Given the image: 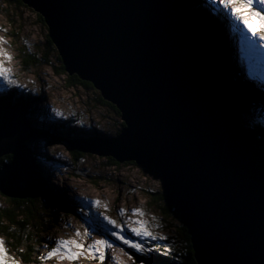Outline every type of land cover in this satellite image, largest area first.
<instances>
[{"label":"water","instance_id":"95a60500","mask_svg":"<svg viewBox=\"0 0 264 264\" xmlns=\"http://www.w3.org/2000/svg\"><path fill=\"white\" fill-rule=\"evenodd\" d=\"M41 15L66 72L93 84L124 123L74 149L157 173L196 264H264V171L239 130L230 88L180 0H22ZM23 110H0V192L40 197Z\"/></svg>","mask_w":264,"mask_h":264},{"label":"rangeland","instance_id":"374dc122","mask_svg":"<svg viewBox=\"0 0 264 264\" xmlns=\"http://www.w3.org/2000/svg\"><path fill=\"white\" fill-rule=\"evenodd\" d=\"M201 1L218 16L216 18L220 23L225 24L228 19L230 37L226 34V42L233 53L227 52V56L235 64H241L242 72L248 73L251 81L253 78L256 85L264 88V40L259 38L264 32L253 36L247 31L230 11L239 5L225 8L220 0ZM253 10L264 13V5L259 0H253ZM248 19L252 17L248 16ZM47 35V26L40 23L33 9L25 5L14 7L4 3V0L0 1V89L9 95L26 97L32 104L34 110L26 118L32 136L25 143L31 155L39 156V162L45 164L44 179L53 196H60L76 205L80 215L64 208L65 212L58 211L54 215L50 210H44L42 200L36 201L35 213L39 212V218L45 224L39 226L36 233L42 253L39 256L41 261L35 264H101L99 253L89 255L92 247H98L95 245L97 240H107L113 246L101 247L103 264H141L128 250L132 247L112 233L119 232L125 239L142 245L140 253L148 251L150 247L147 246L157 240L166 242L174 238L171 244L176 245V240L179 243L177 231L171 228L170 221L162 215L160 205L153 200L157 199V194L164 192L163 182L134 163L115 165L108 157L83 153L80 158H75V153L70 152L69 145L64 141L76 140V130L81 140H91L97 135L112 138L121 133L124 123L116 109L101 101L98 90L77 85V82L68 79V75L62 74L59 54L52 46L49 63L39 61L48 50ZM26 54L36 57L38 64L25 66ZM242 110L248 113L243 116L245 119L264 120V106L244 105ZM34 128L37 131L40 128L58 131L59 138L37 137ZM11 203L12 198L0 192V213L11 207ZM134 209H139L142 215H133ZM120 210H123V215ZM90 212L99 221L98 227L89 222ZM105 217L122 225L123 230L114 228ZM138 220L144 223L155 239L136 236L129 230L140 227L135 223ZM174 224L179 225L178 222ZM67 239L82 242L87 250L74 260L62 258L67 256L64 251L48 258L49 252L57 247L56 241ZM0 241H3L6 250L4 264H25L14 257L17 255L1 234Z\"/></svg>","mask_w":264,"mask_h":264},{"label":"trees","instance_id":"16d2710c","mask_svg":"<svg viewBox=\"0 0 264 264\" xmlns=\"http://www.w3.org/2000/svg\"><path fill=\"white\" fill-rule=\"evenodd\" d=\"M180 2L184 4L186 9L190 12L194 20L199 24L200 29L205 34V43L208 46L211 58L219 69L224 82L230 87V93L233 97L230 105L233 117L236 120V124L238 128L244 133L245 137L252 143V145L259 150V152L254 155V158L257 161L259 168L264 171V120L251 117V119H245L243 116L248 113H246L247 111L244 112L242 110V107H244L243 104H245V102H264V94L254 83H251L244 78V74L238 64L230 63L229 59L227 58V52H230L226 42L227 33L225 32V28L222 23L219 22L218 18L212 15V12L202 5L201 0H180ZM4 3H8L14 7L25 5L22 0H4ZM37 17L40 23L46 27L42 16L37 14ZM51 46L53 49H56L47 35L46 47L48 50H46L41 56V59H39L41 63H49V50ZM26 55L28 57L25 60V66H28L29 64H38L36 57L34 58L32 55ZM57 57L62 63L60 56L58 55ZM61 71L63 75H68L69 80L77 82V85L94 88L92 83L81 80L79 76L69 75L66 72L63 63L61 65ZM101 101L104 104L111 105L114 109H116L115 106L106 102L103 98ZM6 106L13 107L15 109L25 108L27 110V117H29V114L34 110L32 108V104L26 100V97H18V95L15 96V94L9 95L6 93H0V107ZM34 130L37 137L46 136L52 139L59 138L58 131L51 129L47 130L46 128H40L38 131L34 128ZM75 135L76 139L80 138V134L77 130L75 131ZM69 142H75V140L64 141V143L70 147ZM71 151L75 153V158H80V155L83 154V152L73 149L72 147H70V152ZM34 159L37 168L43 174L44 179V169L46 166L45 164L39 162V156H35ZM110 160L114 162L115 165L120 164L112 158H110ZM12 161L13 156L8 155L0 160V164L2 165L4 163H11ZM146 173L153 174L157 178H160V176L155 172L146 171ZM43 185L44 191L40 197L26 200L12 198L13 203H11V207L3 209L0 213V234L5 238V240L9 242L11 250L17 255L14 257L25 264H35L41 261L39 256L42 252L39 249L40 244L38 245V241H36L38 237L36 233L39 230V226L45 223L43 222V219L39 218V212L35 213L36 201L42 200L44 203V210H50L54 215H56L58 211L65 212V209L66 211L80 216L76 211V205L66 201V199L64 200L60 196H53L51 192L52 189L50 190L45 179ZM156 196L157 199L154 198V202H157V204L160 205L159 208L163 213L162 215L166 220L170 221L169 225H171V228L177 231L180 242L177 243L176 240V245H172L171 243L174 241V238L167 239L166 242L157 240L154 242V244L147 246L150 248L145 253H140L134 248H129L128 250L131 252L132 257L141 264H196L191 237L187 228L184 226L183 222L174 211V208L168 204L165 192L162 194H157ZM89 211L91 210H88V212ZM45 220L49 224V221L47 219ZM88 220L90 223L98 227L99 221L97 222L95 220L91 212ZM38 221H40V224H37ZM175 222H178L179 225L175 226Z\"/></svg>","mask_w":264,"mask_h":264},{"label":"snow or ice","instance_id":"6c2138e0","mask_svg":"<svg viewBox=\"0 0 264 264\" xmlns=\"http://www.w3.org/2000/svg\"><path fill=\"white\" fill-rule=\"evenodd\" d=\"M220 2L224 5L225 8H228L229 5H239L238 7H233L230 9L231 13L235 15L236 19L240 21L247 31L251 33L253 36H256L258 32H264V13L260 11L253 10V0H220ZM261 5H264V0H259ZM248 16H251L252 19L249 20ZM261 40H264V35L259 37ZM9 60L11 57H7ZM6 71V70H5ZM98 203V202H97ZM123 215V210H120ZM133 215H142L139 209L133 210ZM107 222L111 224L114 228H121L122 225L118 224L116 221L111 220L108 217H105ZM136 224H139L140 227H132L129 230L134 233L136 236L140 237H151L155 239L156 237L152 235V233L147 229L142 221H135ZM78 236L79 232L76 233ZM87 235V233H85ZM113 236H115L118 240H121L124 244H127L129 247L135 248L137 251L142 250V245L133 243L127 239H125L119 232H113ZM57 247L53 248L51 252L48 254V258H52L53 256L61 253L62 251L67 253V256H62V258L67 259H77L80 255L83 254L85 249V245L74 239L67 240H59L56 241ZM95 245L98 247H92L89 255L91 256L93 253H99V259L101 260V264H103L104 253L101 250V247L112 248L113 246L107 240H97ZM5 248L3 246V241H0V264H4V254Z\"/></svg>","mask_w":264,"mask_h":264},{"label":"bare ground","instance_id":"6f19581e","mask_svg":"<svg viewBox=\"0 0 264 264\" xmlns=\"http://www.w3.org/2000/svg\"><path fill=\"white\" fill-rule=\"evenodd\" d=\"M34 132V131H33ZM54 242V241H53Z\"/></svg>","mask_w":264,"mask_h":264}]
</instances>
